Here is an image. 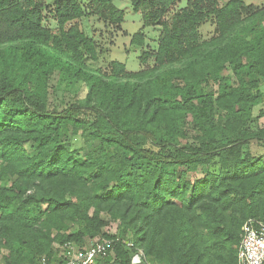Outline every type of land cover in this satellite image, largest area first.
<instances>
[{
  "label": "trees",
  "instance_id": "1",
  "mask_svg": "<svg viewBox=\"0 0 264 264\" xmlns=\"http://www.w3.org/2000/svg\"><path fill=\"white\" fill-rule=\"evenodd\" d=\"M113 1L53 0L51 30L42 0H0L4 264L52 261L54 245L96 238L114 241L96 264H130L138 249L143 264H237L243 224L264 223V153L248 150H264V124L253 125L264 113L252 114L264 99V7L188 0L166 19L179 0H128L144 27H160L156 50L139 57L152 66L128 73L116 61L91 68L101 50L77 25H119ZM54 76L82 84L84 99L51 109ZM77 137L87 151L73 148ZM104 215L119 235L103 233Z\"/></svg>",
  "mask_w": 264,
  "mask_h": 264
},
{
  "label": "rangeland",
  "instance_id": "2",
  "mask_svg": "<svg viewBox=\"0 0 264 264\" xmlns=\"http://www.w3.org/2000/svg\"><path fill=\"white\" fill-rule=\"evenodd\" d=\"M49 7V11L44 14V26L51 30L56 29L57 24L52 16V10L50 6L53 0H42ZM83 6H86L88 0H80ZM188 0H179L166 15V19H170L171 16L181 8L185 7ZM227 0H223L225 3ZM246 5H256L264 7V0H242ZM113 5L116 9L123 12V20L119 25H110L103 23V21L97 20L96 17L88 16L77 22L79 28L84 31L88 37H92L97 41L98 47L101 53L98 55V60L92 64L91 68L105 69L106 66L113 61L122 63L125 65L128 73H136L147 67L152 66V61H148L147 64H142L139 61V57L142 52L155 51L157 48V40L160 32V27H144L142 16L139 13H135L132 10V6L128 0H114ZM51 12V13H50ZM104 24H107L106 26ZM199 32L203 40H209L214 36V25L211 21L204 23ZM142 34L144 39L143 46L139 47L133 45L131 40L134 35ZM56 76L51 81V92L49 95L50 108L54 107L58 110L65 108L67 105L84 99L86 94V88L80 83H73L72 85L66 86L62 82H57ZM260 92L264 95V83L260 86ZM264 113V99L262 103L253 109V119H256L260 114ZM264 124V118H260L258 123L253 125ZM29 150V145H26ZM73 148L82 150L85 152L89 149V145L77 137L73 141ZM253 157L263 155L264 150L255 141L251 142L248 149ZM205 175V169L200 168L195 174H189L188 178L200 179ZM1 184V183H0ZM42 209H45V205H42ZM107 224L102 229L106 235H119L118 222L111 220L108 216H105ZM131 235L128 233L127 237L123 241L130 239ZM88 241V240H87ZM54 249L59 250L58 244L53 246ZM7 255L5 250L0 255V264H4V257Z\"/></svg>",
  "mask_w": 264,
  "mask_h": 264
},
{
  "label": "built area",
  "instance_id": "3",
  "mask_svg": "<svg viewBox=\"0 0 264 264\" xmlns=\"http://www.w3.org/2000/svg\"><path fill=\"white\" fill-rule=\"evenodd\" d=\"M122 243L127 247H132L128 239ZM113 245V240L100 238L94 239L85 247L66 243L59 250H55L54 260L48 261L42 258L39 264H96L98 260L107 257L112 252ZM236 257L237 264H264V223L249 219L243 224ZM143 263V252L138 249L132 256L130 264Z\"/></svg>",
  "mask_w": 264,
  "mask_h": 264
}]
</instances>
